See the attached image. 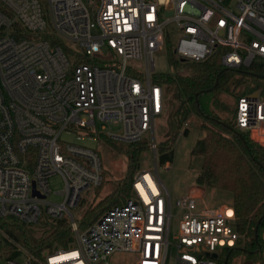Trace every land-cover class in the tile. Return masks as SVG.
I'll return each mask as SVG.
<instances>
[{
    "label": "built area",
    "instance_id": "1",
    "mask_svg": "<svg viewBox=\"0 0 264 264\" xmlns=\"http://www.w3.org/2000/svg\"><path fill=\"white\" fill-rule=\"evenodd\" d=\"M173 35L178 58L218 56L264 79V0H0V218L66 220L74 233L68 249L0 264H110L116 253L134 254L132 264H220L244 243L231 204L200 209L197 188L176 201L174 215L153 170L137 171L133 194L86 228L75 215L84 192L104 184V168L97 150L61 136L96 138L98 121L122 124L105 136L132 144L151 135L157 159L167 89L154 80V55ZM234 127L264 147L263 88L239 97ZM56 175L61 201L49 200Z\"/></svg>",
    "mask_w": 264,
    "mask_h": 264
},
{
    "label": "trees",
    "instance_id": "2",
    "mask_svg": "<svg viewBox=\"0 0 264 264\" xmlns=\"http://www.w3.org/2000/svg\"><path fill=\"white\" fill-rule=\"evenodd\" d=\"M170 62L175 68L174 75H154V80L166 85L167 90L173 87L176 91L174 100H166V104L170 101L173 134L161 146V151V142L159 144L160 162H172L173 144L182 128L185 134L188 133L189 126L184 128V125L192 114L207 121L200 124L204 135L192 149L193 156L203 159L196 183L201 188L231 194L230 204L236 211L237 227L245 234L244 243L240 242L237 248L229 250L220 264H238V258L243 253L250 259L261 256L264 262V147L254 142L248 133L236 130L233 122L223 120L217 112L228 111V104L221 100V95H229L238 101L246 92L247 79L262 78L253 69L226 68L218 56L204 62H191L172 53ZM181 67L186 72H181ZM106 139L113 143L108 137ZM170 141L172 143L168 145ZM126 146L125 153L131 168L129 177L97 204L87 208L81 218L82 229L105 209L124 203L130 197L129 192L139 170V159L149 144L145 140ZM37 224L46 226L39 237L32 228ZM73 242L74 233L66 220L46 218L35 224H27L15 217L0 218V259L16 258L24 251L41 255L46 250L68 249Z\"/></svg>",
    "mask_w": 264,
    "mask_h": 264
},
{
    "label": "rangeland",
    "instance_id": "3",
    "mask_svg": "<svg viewBox=\"0 0 264 264\" xmlns=\"http://www.w3.org/2000/svg\"><path fill=\"white\" fill-rule=\"evenodd\" d=\"M177 43V35L172 36V42L169 46L159 52L155 53L154 58L156 62V72L162 74H175V68L171 64V54L173 48ZM181 72H186L183 67L179 68ZM246 92L244 94L256 91L259 88L264 89V79L249 78L246 80ZM166 87V85H165ZM167 88V87H166ZM175 89L172 87L167 90V99L174 100ZM221 100L228 104V111L218 110V114L222 116L223 120L228 123H234L237 107V98H232L229 95H221ZM170 101L166 104L165 113L158 118L155 129V137L161 146L167 142V139L173 134L171 125V117L169 112ZM202 122H207L194 114L189 119V131L187 134L184 133V129L177 136L173 144V160L169 164L160 162V151H158V158L156 159L154 151L147 148L142 152L141 158L139 159L138 166L139 172L144 170H153L158 174L160 180L163 182L166 189L170 192L174 206L173 214H178V208L176 201L193 191L194 189L203 190V196L199 199V208H212L216 209L223 204L231 203L232 196L229 192L221 191L212 188H201L196 183V177L202 166V157L193 156L192 149L196 144L197 140L204 135V131L200 128ZM208 124H210L208 122ZM96 130L99 132L96 138L90 136H82V133H64L61 136V140L66 142H72L75 144L83 145L89 148L97 150L101 156L103 163V176L104 184L102 189L97 192V189H90L85 191L83 194V201L74 209L75 215L78 219H81L85 214L87 208L91 205L97 204L99 200L105 198L110 192H113L121 184L126 182L125 180L131 173L129 166L128 156L125 151L127 143L113 141L111 143L106 139L108 133L119 134L122 131V124L117 123H106L98 121ZM84 135V134H83ZM146 140L151 139V135L147 136ZM173 141V140H172ZM170 141L167 143L170 145ZM63 181L59 175L53 176L50 181V186L53 193L49 196V200L61 201L62 197L55 194L63 188ZM133 194V189L130 190L129 195ZM177 216L173 219L172 229H177ZM37 237L43 235L46 226L43 224H37L32 227ZM174 253V252H173ZM224 255H222L223 257ZM264 256V252L262 253ZM135 255L131 253H116L110 257V264H132ZM238 264H264L261 256H256L253 259L248 258L244 253L238 258ZM33 264H39L34 262Z\"/></svg>",
    "mask_w": 264,
    "mask_h": 264
},
{
    "label": "water",
    "instance_id": "4",
    "mask_svg": "<svg viewBox=\"0 0 264 264\" xmlns=\"http://www.w3.org/2000/svg\"><path fill=\"white\" fill-rule=\"evenodd\" d=\"M34 194H35V195H38V196H41L42 198H44V197H45V196H43V195L39 194V192H38V191H36L35 189H34ZM213 256H214V257H217V254L215 253V254H213Z\"/></svg>",
    "mask_w": 264,
    "mask_h": 264
},
{
    "label": "bare ground",
    "instance_id": "5",
    "mask_svg": "<svg viewBox=\"0 0 264 264\" xmlns=\"http://www.w3.org/2000/svg\"><path fill=\"white\" fill-rule=\"evenodd\" d=\"M62 256L63 257H67V256H70V254H63Z\"/></svg>",
    "mask_w": 264,
    "mask_h": 264
}]
</instances>
